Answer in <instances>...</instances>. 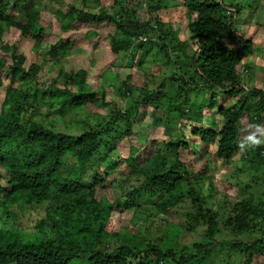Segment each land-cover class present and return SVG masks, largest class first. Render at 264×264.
Returning <instances> with one entry per match:
<instances>
[{"label":"trees","instance_id":"trees-1","mask_svg":"<svg viewBox=\"0 0 264 264\" xmlns=\"http://www.w3.org/2000/svg\"><path fill=\"white\" fill-rule=\"evenodd\" d=\"M121 1H113L117 12L111 13L105 9V0H0V88L5 86V74L11 80L0 104V222L13 224L8 219L28 209H46L37 232L29 237L18 228L0 226V264H168L176 250L173 242L169 247L162 245L166 233L158 219L182 207H187L183 227L205 225L206 240L196 246V254L181 256L178 264L191 260L210 264L222 221L223 229L235 238L222 241L227 248L220 251L235 252L244 258L243 264H254L264 253V229L258 220H264V209L233 200L231 215L220 218L209 202L215 194L212 154L225 161L235 156L240 148L238 124L245 113L254 115L250 121L264 130V89L247 86L238 68L244 66L254 42L238 34L235 20L250 4ZM136 6L145 19L139 18ZM162 10L175 11V22L186 15L188 29L196 37L192 54L184 52L186 44L179 40L173 22L163 21ZM45 13L54 15L64 31L94 26L114 53H131L130 65L136 63L142 70L148 48L156 45L165 55L161 79L153 88L135 85L132 75L123 79L115 93L130 99L125 109L108 99L106 86L95 89L84 69L75 72L61 67L60 74L66 76L62 87L39 84L42 68L62 64L75 43L60 40L43 45L46 28L40 22ZM154 24L162 31L163 41L170 38L176 50L184 53L177 57L189 61L186 72L166 74L173 60L168 43L160 46L150 38L140 40L154 31ZM11 29L18 32L19 40L40 46L47 57L25 68L27 57L11 53L16 44L3 39ZM233 97L236 102L227 105ZM96 104L108 112L95 111ZM148 107L163 108L169 118L177 114L180 132L173 137L166 126L168 141H152L144 152L132 138L133 121L144 118L142 111ZM186 123L190 137L184 134ZM262 141L256 149L264 164ZM113 181L121 194L111 202L99 192ZM117 210L132 212L130 233L124 237L109 230ZM257 231L263 236L238 238Z\"/></svg>","mask_w":264,"mask_h":264},{"label":"rangeland","instance_id":"rangeland-1","mask_svg":"<svg viewBox=\"0 0 264 264\" xmlns=\"http://www.w3.org/2000/svg\"><path fill=\"white\" fill-rule=\"evenodd\" d=\"M44 1L48 3V0ZM113 1L114 0H105V9L108 12L116 13L117 5H115ZM124 1L125 0H122L121 2ZM233 1H243L245 6L250 4V6L236 18L234 28L239 35L242 34L245 38L251 39L254 42L252 53L244 58V62L242 63L244 66H239V71L243 75L244 82L247 86L264 89V0ZM77 4L78 3L75 1V5ZM78 5L79 7L81 6L80 4ZM136 7L139 18L145 19L144 11L140 12L138 6ZM178 10L180 12L181 8ZM92 11L95 12V9ZM160 15L164 22H173L179 40L186 44L184 46V52L192 54L196 37L191 34L188 29L186 15H180L181 20L179 22L173 20L174 17H177L175 11L169 12L162 10ZM40 24L44 25L46 28L44 32L45 43H43V45L54 44L60 40L64 42L74 41L75 43L63 56L62 64H57L54 68L48 63L42 68L38 76L39 84L46 83L51 85L55 83L62 87L66 82V76L60 74L59 71L61 67H64L65 70H72L75 72L84 69L88 71V81L91 85H94L95 89L103 84L106 86L105 88L109 93L108 99H113L118 108L125 109L127 106L129 107L130 99H126L115 93L117 87L121 86L123 79L128 75H132L135 85H150V88H153L162 77L161 74H163L162 67L164 66L163 62L165 60V55L160 53L156 45H152L148 48L144 62L145 65L143 66L144 70H142L138 68L136 63L134 67L130 65L131 53H114L110 47L104 43L103 36L100 33L97 34L94 26L90 28L89 25H81L79 29L64 31L60 27L57 18L48 13L44 14ZM158 28L159 27L154 24V31H151L147 38L141 37L140 40H148L150 38L159 43L160 46L164 44L162 43L164 41L168 43L169 53L173 55V60L166 74L170 71L169 75L176 74L178 71L180 73L186 72L189 68V61L183 62L177 57H183L184 53L176 50V44L171 41L170 38H166L163 41L161 37L163 35L162 31H159ZM163 28H168V25ZM3 39L10 45L16 44L17 48L11 50V53L17 55L23 54L27 57L28 60L24 65L25 68H29L33 61L41 62L44 59L43 57H47L46 52L43 51L40 46L33 44L31 40H19L18 32L13 29L5 33ZM140 54L141 53L138 54V57H140ZM12 61L13 59L9 56L7 63L11 64ZM10 81L8 75L5 74V86L0 88V104L6 93V86ZM138 94L139 91L136 90L134 95L138 96ZM191 95L196 99L195 92H192ZM226 102L227 105H231L236 102V98H229ZM93 109L104 114L108 112L102 105L96 104ZM144 112L146 115L144 118L135 119L133 121L134 134L132 137L137 145L140 146V149H144V152L148 149L152 141H168L170 136L169 132L165 129L166 126L172 129L173 137L179 134L180 130L178 128L179 122L176 117L177 114H173L172 118H169L163 108L160 111H154L151 107L143 109L142 113ZM251 116L245 113L238 124L240 148L235 156L230 161L219 159L216 154H212L211 156L213 160L212 168L215 194L213 197L209 198V202L220 212V218L231 215L234 206L231 201L233 200L235 202L245 200L264 209V164L261 163L262 161H259L258 151L256 149L258 145L263 144L264 130L261 128L258 129L252 124L250 121ZM218 118L221 120L219 116ZM61 127L65 129V124H61ZM184 127V134L186 137L192 136L189 124L186 123ZM249 137L259 140L260 143L249 141ZM143 153L140 154L141 157ZM196 160L200 161L198 159ZM116 183L117 182L113 181L107 187L101 188L99 195L107 201H114L116 197L121 194L120 186L116 185ZM185 209H187V207L176 208L166 215H159L161 219L158 220L162 221L159 225L164 228L166 233V238L162 241V245L169 247L170 242H173V247H175L176 250V257L174 260L169 261L168 264H178V260L181 256H188L193 253L196 254V246L206 240L203 235L205 225L192 223L187 228L183 227L185 224L183 214ZM45 217L46 209L44 207H37L28 209L26 213H21L13 220L9 218L8 221L13 222V224H6L1 221L2 223L0 222V226H5L7 229L18 228L23 235L29 237L28 234L32 231L34 233L37 232V224ZM258 220L260 222H258L259 225H261L260 227L264 229V220ZM131 221L132 212L120 213L117 210L114 212L112 220L110 221L109 230L117 231L120 236L124 237L126 233H130L128 230L129 226L132 224ZM224 222L225 221H222L221 223L222 231L217 235L218 244L216 245L217 248H215V253L210 264H243L244 258L242 257L241 259V256L235 254V252H227L226 249L220 251L223 246L227 248L222 241L228 242L235 238L230 230L223 229L225 228ZM247 236L255 238L263 235L260 231H257L255 235L245 234L238 238L246 239ZM191 261L188 264H201L198 261ZM254 264H264V253L256 257Z\"/></svg>","mask_w":264,"mask_h":264},{"label":"clouds","instance_id":"clouds-1","mask_svg":"<svg viewBox=\"0 0 264 264\" xmlns=\"http://www.w3.org/2000/svg\"><path fill=\"white\" fill-rule=\"evenodd\" d=\"M141 38V37H140ZM249 141H252L253 143H260L259 140L254 139L253 137L248 138Z\"/></svg>","mask_w":264,"mask_h":264},{"label":"built area","instance_id":"built-area-1","mask_svg":"<svg viewBox=\"0 0 264 264\" xmlns=\"http://www.w3.org/2000/svg\"><path fill=\"white\" fill-rule=\"evenodd\" d=\"M229 12V11H228Z\"/></svg>","mask_w":264,"mask_h":264}]
</instances>
